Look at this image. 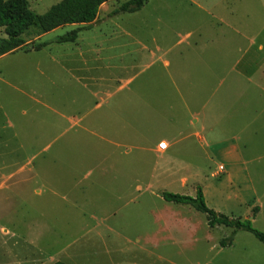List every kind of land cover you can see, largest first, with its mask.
Segmentation results:
<instances>
[{
  "label": "rangeland",
  "instance_id": "374dc122",
  "mask_svg": "<svg viewBox=\"0 0 264 264\" xmlns=\"http://www.w3.org/2000/svg\"><path fill=\"white\" fill-rule=\"evenodd\" d=\"M24 1L31 13L41 15L62 0ZM126 1L128 0H110L104 3L99 9L96 21L94 20L96 26L102 28V23L117 15L114 14L115 10ZM196 1L197 5H189L186 0H147L136 17L121 14L113 21L140 24L139 36L148 49L152 50L156 45L161 49H170L172 65H183L184 69V63L176 55L183 52L188 43L197 41V45H205L207 63L201 70V89L204 92L205 88L208 109L213 110V104L218 101L221 109H227L233 104L234 96L241 93L263 94L264 0ZM90 26L67 25L45 34L28 31L23 35V46L18 49L21 51L0 59V142H3L0 143V188L9 187L0 191V229L11 232L15 228L23 236L39 238L42 241L40 247H45L43 249L46 254H51L58 261L62 262L64 255L71 258L74 256L73 262L68 264H88L89 240L90 243L93 242V253H99L101 260L107 259L104 257L107 251L113 257L114 263L126 259L127 263L166 264L165 261H157L154 256L148 257L145 252L136 251L132 246L131 250L126 249L127 243L122 241V237L134 244L135 237L140 234L145 242L151 241L149 236L152 234L156 235L151 241L153 243H149L151 246H144L155 255H172L173 260L170 261L174 264H264V245L249 233L238 232L231 246L221 247L219 243L230 235V228L219 226L218 229L210 231L201 229L196 237L199 239L198 243L192 240L191 231L180 234L176 230L175 243L171 246V242H166L164 238L166 234L163 223L152 224L150 208L159 211V218L160 213L165 216L169 213L170 216L172 211L180 208L178 204L163 201L162 193L194 196L197 188L205 191L208 208L234 219L250 220L251 214H248L246 204L239 203L237 197L241 191L247 189L248 180L245 178L239 183H225L221 187L231 168L221 158L210 159L208 153L212 150L204 144L199 145L193 137L178 144L174 149L175 154L169 159H165L167 151L165 154L158 152V184L153 188L158 198L153 197L148 203L145 202L146 197L135 202L139 194L134 188L122 191L126 193L123 195L115 194L119 191L107 189L106 184L110 182L106 177L109 173L106 169L113 166L101 160L105 157L102 152L106 148L116 152L114 157L134 160L141 158V152L145 156L146 150L137 149L124 155L125 149L122 146L110 145L97 136H91L88 139L89 149L84 150L89 154L87 159L79 154V150L75 151L79 155H74L75 152L69 145L76 134L67 118L56 114L57 109L61 108L60 104L72 96L69 85L66 90L63 89L61 69L49 62L48 58H44L46 54L43 51L31 55L23 52L45 49L50 45L51 54H56L59 46L57 37L75 29L83 31ZM186 33H191L192 36L185 42L183 38ZM95 34L90 43L98 41L115 47L120 44L118 37L109 39ZM4 38L3 29L0 28V40ZM49 55L47 52V56ZM39 58L41 67L36 66ZM250 62L254 65L249 64ZM136 66L135 71H139L138 64ZM131 71L133 70L130 68L125 72L126 75ZM169 72L174 76L175 68L171 66ZM166 73L161 66L144 68L138 78L144 82H151L154 78L160 81L161 78H167ZM248 74L252 83H248ZM174 77L175 86L180 92L183 93L185 86L188 92L186 94L199 93L196 72L191 73L190 77L186 76L191 84L182 83L178 76ZM163 103L160 102L157 108L166 110ZM170 103L176 120L175 133L186 134L189 117L176 95ZM261 104L262 101L256 102L257 106ZM189 105L190 112L200 109L198 102L192 101ZM233 109L228 110L225 118L229 125L231 120L237 119L234 118ZM229 125L227 129H233V134L227 135L238 134L240 139L230 143L227 141L228 146L235 144L234 147L239 148L245 145L247 138L258 139L251 128L240 131L239 127L236 131V128ZM163 135L168 136L169 132H159L154 139L155 145L162 142ZM131 139V142L136 143ZM187 142L191 144V149L185 150L183 146ZM112 143L124 144L115 137ZM261 147H258L260 153L263 152ZM82 160H89V164H82ZM219 165L225 167L224 173H216ZM126 167L130 170L135 165ZM247 167L253 168L249 165ZM22 172L24 175L20 179L24 183L7 180L8 176ZM145 173L142 171L138 174V185L149 181ZM130 177L135 176L132 174ZM153 181L155 184L154 178ZM131 185L134 187L135 181ZM38 190L41 193H34ZM243 198L246 200L245 196ZM195 214L201 224H206L203 214ZM1 236L3 235L0 233ZM46 242L48 244L44 245Z\"/></svg>",
  "mask_w": 264,
  "mask_h": 264
},
{
  "label": "crops",
  "instance_id": "0c3cea01",
  "mask_svg": "<svg viewBox=\"0 0 264 264\" xmlns=\"http://www.w3.org/2000/svg\"><path fill=\"white\" fill-rule=\"evenodd\" d=\"M186 2L189 5H197L196 0H186ZM139 12L126 15L136 17ZM121 14L107 18L102 23V28L96 26L95 19L94 22L87 24L91 25L89 28L78 33V39L75 43L58 44V50L56 54L54 53L55 55L51 54L50 50L52 48L50 45L45 49H31L29 52L22 51L26 55L43 51L46 54L44 58H48L49 62L56 64L61 69L60 75L64 81L63 89L66 90L69 85L72 96L70 99L64 100L63 104H60L61 108L57 107L59 109H57L56 114L61 118H67L74 130L73 132L76 134L71 139L70 148L73 152L79 150V154L87 159L89 154L84 150L89 149L90 143L88 139L91 136H97L107 144H117V147L122 146L125 149L124 155H129L133 150L137 149L146 150V153L144 152L145 156L141 152L139 154L141 158L134 160L133 158L114 157L113 155H116V152L106 148L102 152L105 157L101 160L113 166V168L106 169V171H109L106 177L109 179L108 182H110L106 184L107 189L111 188L110 190L119 191L115 194L123 195L126 193L122 191L127 188L130 191L134 188V191L139 194L135 202L141 200L142 197H146L145 202L148 203L151 198H158V195L153 190L158 184L160 166L158 152L164 153L167 151L165 159H169L172 154H175L174 149L178 144L193 137L198 141L199 145L204 144L208 149L212 150V152L208 153L210 159L213 157L221 158L231 168L227 173L225 182L221 183V187L225 183H239L245 178L248 180L247 189L237 195L238 201L241 204H246L248 214H251L250 221L252 226L264 233V93H241L234 96L233 104L227 109L223 107L221 109L219 101L213 104V110L208 109V105L205 102L207 100L205 88L204 92L201 89V84L203 83L201 70L205 68L207 63L205 58L206 46L197 45V41L188 43L184 47L183 52H179L176 55L184 63L185 69L183 65L179 66L176 64V66L174 63L172 65V57H169L170 53H172L170 49H161L156 45L151 50L140 39V24L132 21L125 24L121 20L118 23L113 21ZM93 34L100 37H108L109 39L118 37L120 44L115 47L114 45H103L98 41L90 43L91 38L94 37ZM191 36V33H186L183 41L186 42ZM116 49H118L117 53L115 52ZM18 51L21 50L2 55L0 59ZM113 51L115 54H113ZM47 52L50 53L49 56H47ZM188 53L189 56L187 55ZM186 58L188 59L184 62ZM137 64L139 71H135ZM249 64L254 65L253 62ZM41 65L42 62L39 58L36 66L41 67ZM159 66L165 69V72L167 71L165 75L167 78H161L160 81L154 78L151 82H144L138 78L144 68L152 69ZM171 66L175 68V73L177 69V74L174 73V76H178L182 83L191 84L187 77H190L191 73L196 72L199 79L197 81L199 93L186 94L188 92L185 86L183 93L180 92V89L175 86V77L172 73L170 75L169 69ZM130 68L133 71L126 75L125 72ZM180 69L182 70L181 72ZM248 69L249 66L247 65ZM247 79L248 83H252L249 74ZM175 95L178 101L181 102L183 111L185 110V114L189 117L186 128L187 133L183 135L182 132L175 133L174 124H176V120L174 115H172L173 108L170 103L175 99ZM192 101L198 102L199 111L190 112L189 104ZM258 101H262L260 106L256 105ZM160 102H164L166 110L157 108ZM230 109H233L234 118L237 119L231 120L229 125L225 122L227 121L225 118ZM228 125L236 128V131H238L239 127L240 131L251 128L253 129L252 133L258 139L247 138L245 145L239 146V148H235V144L228 146L227 141L230 143L240 139L238 134L227 135L233 134V129H227ZM161 130L169 132L168 136H162L161 141L167 143V149L164 151H160L158 145L154 144V139L159 135V132H162ZM114 137L122 140L124 144L112 143ZM130 137L137 144L131 142L133 140ZM0 143L3 144V142ZM259 146L263 148L262 153L258 151ZM183 148L185 150L191 149V144L187 142ZM79 154L77 152L74 153L76 157ZM81 163L89 164V160H82ZM132 164L137 167L127 170L126 166ZM248 165L253 166V168H248ZM219 166L223 167L222 173H224L225 167L223 165ZM241 166H244V168L241 169ZM143 167H145L144 170ZM142 171L146 172L145 174L149 177V181H144V185H138L136 183L139 181L137 176ZM216 173H218L217 170ZM132 174L135 176L134 178L130 177ZM23 175L24 172L12 174L8 176L7 180L10 182L13 180L22 181L20 176ZM153 178L155 179V184ZM133 181H135L134 187L131 185ZM22 183L24 182L22 181ZM7 188H0V191L7 190ZM202 192L205 198L206 193L203 190ZM34 193L39 194L41 191L38 190ZM244 196L246 200L243 198ZM179 207L176 211H172L174 209L172 208L173 214L170 216L168 215L169 213L166 216L160 213V218L158 217L159 211L156 208L152 207L149 209L153 219L152 224L158 225L161 222L162 225L163 223L166 234L164 238L166 242H171V246L175 243L176 230H179L180 234H187L191 231L192 240L194 243H198L199 239L196 237L199 236L201 229L204 231L218 229L219 226L212 229L209 228L207 222L206 224L204 222L201 224L197 220L198 216L195 214L197 212L191 210L190 207L187 208L188 206L181 205ZM0 233L3 235L0 237V264H54L61 262L56 260L51 254H46L43 249L45 247H40L42 241L39 238L23 236L15 228L11 232L2 228ZM97 236L102 237L100 234H97ZM155 236L153 234L151 237L149 236L151 241ZM122 239V241L127 243L126 249L131 250L132 246L136 251L147 253L148 257L154 256L157 261L174 264L170 261L173 260L172 255H155L153 251L144 246L153 242L149 240H146V242L142 241L143 236L141 234L135 237L134 244L131 243L132 241H128L127 238L122 237ZM88 243L90 249L89 253H87L89 255V258L87 257L88 264H139L136 262L127 263L126 259H120L119 262L114 263L113 257L107 251L104 253V257L107 259L101 260L99 253H93V242L90 243L89 240ZM45 244L48 243L46 242ZM49 244H51V241ZM63 258L62 263L68 264V262H73L74 256L71 258L64 255Z\"/></svg>",
  "mask_w": 264,
  "mask_h": 264
},
{
  "label": "trees",
  "instance_id": "16d2710c",
  "mask_svg": "<svg viewBox=\"0 0 264 264\" xmlns=\"http://www.w3.org/2000/svg\"><path fill=\"white\" fill-rule=\"evenodd\" d=\"M108 1L110 0H62L52 5L45 13L36 15L27 9L24 0H0V28L5 35V38L0 40V56L20 49L24 44L23 35L28 31L45 34L67 25L92 23L100 6ZM146 3L147 0H128L122 3L114 14L136 13ZM80 31L81 29H75L57 37V44L74 43ZM161 198L165 202L188 206L203 214L207 226L211 229L216 226L230 228V235L219 243L221 247L231 246L238 232L249 233L264 245V233L255 229L250 220L234 219L208 208L201 188L196 189L194 196L164 192Z\"/></svg>",
  "mask_w": 264,
  "mask_h": 264
},
{
  "label": "built area",
  "instance_id": "2783aa9c",
  "mask_svg": "<svg viewBox=\"0 0 264 264\" xmlns=\"http://www.w3.org/2000/svg\"><path fill=\"white\" fill-rule=\"evenodd\" d=\"M158 149L160 150V151H164V150H166L167 149V143L166 142H160L159 144H158ZM217 171H218V174H220V173H222L223 172V167L222 166H219L218 167V169H217Z\"/></svg>",
  "mask_w": 264,
  "mask_h": 264
}]
</instances>
